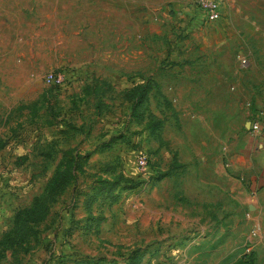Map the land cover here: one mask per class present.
<instances>
[{
    "label": "rangeland",
    "instance_id": "obj_1",
    "mask_svg": "<svg viewBox=\"0 0 264 264\" xmlns=\"http://www.w3.org/2000/svg\"><path fill=\"white\" fill-rule=\"evenodd\" d=\"M191 1L0 0V55H21L30 47L42 50L44 45L62 41L58 52L42 55L52 61L39 68L34 77L45 86L42 74L46 70L66 72L67 84L52 94L55 109H63L67 118L79 123L84 113L78 112L67 96L73 87L71 77L82 79V75L92 72L113 86L114 95L108 99L113 115H107L123 119L118 130L113 122L106 127L109 131L94 120L88 134L83 130L72 133L73 129L65 124L67 130L63 137L51 141V156L46 158L41 154L48 146L41 140L44 132L39 113L35 119L29 118L30 107L9 113L8 124H0V137L9 140V149L0 153V238L12 226L14 210L28 205L42 190L60 147L75 145L80 152L90 154L83 170L52 196L56 200L50 203L46 219L29 223L30 235L15 252L8 246L0 250V263L10 264L6 262L10 255L13 260L32 257L45 264L50 255H55L60 264H81L99 255L120 258L127 249L140 245L146 251L139 264H206L209 253L201 248L217 241L230 250L220 264L251 249L256 250V264H264V199L253 198L259 189L250 187L245 177H238L234 183L227 179L220 188L200 183L199 151L204 132L210 135V155L233 151L235 133H250L249 115L264 112V0H219L221 15L213 21L195 15ZM238 56L246 59L245 65H240ZM171 57L192 69L205 68L202 76L208 94L204 107L186 104L185 81L177 83V89L168 80ZM12 75L9 82L29 85L28 76ZM147 77L154 81V87L144 103L145 118L138 121L126 117L129 101L122 99L118 91L129 87L133 80L141 82ZM203 78L195 84V92ZM217 86L225 98L222 125L219 117L215 123L213 92ZM161 95L169 100L170 107L164 105ZM29 100L25 93L17 101ZM82 109L90 112L91 105L84 104ZM205 110L209 114L213 111L212 121L204 122ZM150 113L164 117L158 134L166 145L158 146L156 133L147 129ZM3 114L0 109V116ZM111 132L121 135L111 145L103 144L108 140L100 142L101 136L109 139L107 133ZM211 132L221 135L212 138ZM175 146L176 158L183 165L171 167ZM138 149L147 157L144 170L136 163ZM193 150L195 155H191ZM24 154L27 159L16 164ZM210 159L208 156V163ZM224 162L222 157L221 164ZM106 165L111 167L109 171L103 170ZM151 171L161 176L155 178ZM164 171L168 172L162 174ZM98 177L123 178L112 192L116 195L114 201L106 196ZM93 194L96 200L91 212L105 216L97 227L85 219L83 204ZM204 203L207 206L202 207ZM204 209L212 211L206 218ZM216 209L223 213L217 221L222 230L219 236L203 230L214 227L211 215ZM60 221L64 242L53 236ZM165 245L166 252H160Z\"/></svg>",
    "mask_w": 264,
    "mask_h": 264
},
{
    "label": "crops",
    "instance_id": "obj_2",
    "mask_svg": "<svg viewBox=\"0 0 264 264\" xmlns=\"http://www.w3.org/2000/svg\"><path fill=\"white\" fill-rule=\"evenodd\" d=\"M62 42V41H61ZM59 41L54 42L53 44H47L42 47V50H39L37 48L33 49L30 47V50L28 53H23L20 52L21 55L16 54L13 55L11 53H2L0 55V109H2V112L4 113L3 115L0 116V124H8L10 120V115L9 113L12 110L17 109V105L21 103L27 104L25 107H30L29 111V118L35 119L37 114L39 113L40 117V122L43 124V135L41 140L44 142L43 144L48 146L46 149L41 151V154L45 156L46 158L48 157L47 154L48 152L51 153V149H49V145H51V141L53 140H58L61 137H63L65 131L67 130L66 128V121L67 122H72V124L76 125V128L71 127L72 133L73 131H78L80 132V129L78 128L80 123L84 121V125L88 123V118L89 114H91V109L90 112L89 110H84L82 109V106L84 104L90 105V100L88 99L87 95H83L82 93V86L83 84L89 80V77L94 74V73H89L87 75H82V79H74V77H71L73 82V87L71 90H69L68 99L71 101V105L73 107H78L79 109H76L78 112L84 113V118L80 120L79 123H74L73 118H67L64 115L63 109H55L53 103L55 101H52V94L53 92L61 91L59 89H62V87H52V86H41L39 83V80L34 78L37 77L38 70L45 64H50L49 58L46 56H42L45 53H56L59 50V44L61 43ZM58 48V49H57ZM63 50L61 49L60 52ZM46 55V54H45ZM56 58V54L53 56ZM171 62H169V68H168V80L172 82L175 88H177V83L179 85L181 84V81H185V91L186 93H183V95L186 97V104L190 106H194L195 104H198L199 108L204 107L205 100H206V95L207 93V84L206 81L204 80L202 76V72L205 71L204 67H200L198 69H192L186 63H179L176 61L178 59L171 57ZM58 61V60H55ZM49 62V63H48ZM28 76L27 79L30 80V83H28V86L21 85L22 83H11L8 78L9 76ZM79 74V73H78ZM77 74V75H78ZM241 74V73H240ZM81 75V74H79ZM97 75V74H94ZM233 74H231L232 76ZM203 78V84L199 85L200 89L198 92H195V84L197 81H201ZM169 82V83H170ZM77 85H76V84ZM187 85V86H186ZM189 86V87H188ZM68 88V87H67ZM178 89V88H177ZM29 97V102H24V101H17L18 98H20L22 95H25ZM215 95V123L218 124V117L220 119V124L222 125L223 122V112L221 110V107L224 103V96L222 95V90L220 87H215V92H213ZM43 99V100H42ZM173 100V99H172ZM105 101L109 102L111 104V107L109 111H104L103 114L96 116L94 120L100 121L102 128L105 130L109 131V127L111 123L117 124L114 128L115 130H118L117 128L121 125V121L123 119L121 118H115L114 116H108L107 113H111L113 115V112L111 111L112 108V103L108 101L106 98ZM81 103V104H80ZM174 107L176 108V105L174 104ZM23 109V108H21ZM56 111H55V110ZM75 110L74 108L71 109L70 111ZM54 112L51 114V112ZM126 117L131 116L130 110L128 108H125ZM124 111V114H125ZM174 112V111H173ZM249 113V112H248ZM73 114V113H71ZM212 114L213 111L209 114L206 110L204 112V116H206V119L204 122H208V119L212 121ZM209 116V117H208ZM106 117V118H104ZM115 120H114V119ZM87 119V120H86ZM93 120V121H94ZM175 120V119H174ZM192 120V119H191ZM190 120V121H191ZM135 121V120H134ZM113 129V128H112ZM90 130H86V127H84L83 133L88 134ZM110 134L108 136L109 139H106L105 136H101L100 142L104 140H108L106 142H103L105 145H111L114 141L111 140V136L114 133H107ZM211 137H215L216 139L219 138V134L215 132L210 133ZM204 138L201 139L203 141L202 147L200 148V153H201V165H200V174H201V179L200 183L205 182V184L214 186V187H223L222 182L225 180L229 179L234 183V180H239L237 179L238 177L246 178L248 182L250 183V187H254L259 189L257 193L253 196L254 199H264V131L259 132V133H249L247 135H240L239 133H235L233 136V140L235 141V144L233 146V151H229L227 154H222L221 156V151L218 153L216 152L214 155H210V152L212 150H209V143H208V132H204ZM212 137V138H213ZM170 138V137H169ZM207 139V140H206ZM0 140L4 141V144L0 147V153L5 152V150L9 149V140L6 138L0 137ZM171 141V139H168ZM75 146V145H74ZM158 146L160 144L158 143ZM64 147H60V153L58 155V158L56 159V162L61 156L62 150ZM78 150V149H77ZM176 150V146L173 149V151ZM223 150L222 152H224ZM85 152V151H83ZM90 154V151H88ZM194 150L192 151L191 155H195ZM208 156H210L212 159H210V163H208ZM214 156V157H213ZM222 157L224 159L225 164H221ZM27 159V158H26ZM23 163V162H22ZM21 163V164H22ZM17 164V163H16ZM56 164V163H55ZM111 169V167H110ZM109 169V170H110ZM108 170V171H109ZM226 177V179H224ZM218 200L215 201V205L217 206ZM207 206V203H204L202 205ZM212 211H209L208 209H204L203 216L206 218L209 214H211ZM215 214L211 215V218L214 219V227H209L207 229H204L206 232H208L210 235L215 234L216 236H219L220 233L222 232L221 226L218 227V224L220 225V222H217L222 219L223 213L220 210H215ZM48 216V214H47ZM46 216V217H47ZM86 218V217H85ZM105 218V216H104ZM103 218V219H104ZM192 218V217H190ZM195 218V217H194ZM210 218V217H209ZM46 219V218H45ZM62 220V218L60 219ZM71 220L72 217H71ZM61 223V224H60ZM63 222H59V227L53 231V236L55 237V240L59 242H64V235L63 232H65L63 229ZM68 230V229H67ZM140 246V245H139ZM118 247H124V245L119 244ZM137 246H133L132 248H135ZM143 247V246H141ZM166 245L162 247L160 252H166ZM225 246L221 243L215 242H208L203 247L201 248L202 252L209 253L206 257L205 263L208 264H217V263H222L223 260L228 256V253L230 250L227 251V249H224ZM127 249V248H125ZM129 250V249H127ZM120 253V252H119ZM120 255V254H119ZM240 255V254H239ZM239 255L237 257H233L232 260H229L227 264L234 263L236 260L239 258ZM106 256V255H105ZM120 258H117L116 256H106L107 258L115 257L119 261H123V256L120 255ZM212 257V261L208 257ZM13 256L9 255L10 260L6 261L10 264H41V262L36 261V259L32 257H28L29 259L27 261H20V260H13ZM193 258V257H192ZM203 258V257H202ZM224 258V259H223ZM194 260V258H193ZM214 261V262H213ZM256 250L254 249L253 251V261L249 264H256ZM0 264H3L2 262ZM83 264V263H81Z\"/></svg>",
    "mask_w": 264,
    "mask_h": 264
},
{
    "label": "trees",
    "instance_id": "obj_3",
    "mask_svg": "<svg viewBox=\"0 0 264 264\" xmlns=\"http://www.w3.org/2000/svg\"><path fill=\"white\" fill-rule=\"evenodd\" d=\"M134 78V77H133ZM154 81L150 78H146L141 82L132 81V84L129 87L123 88L120 92V96L125 101H129L127 103V107L130 110L131 117L135 120L141 121L145 118L144 116V103L147 101L150 91L154 87ZM56 87V86H52ZM113 86L112 84L107 81L105 78L100 77L99 75L92 74L89 77V80L86 81L82 86V93L83 95H87L88 99L90 100L91 105V113L92 116L88 118V123L84 125V121L78 125L80 130H90L92 126V122L96 116L103 114L104 111H109L111 104L105 99H110L113 94ZM118 94V93H117ZM116 95V94H115ZM162 101L164 105L170 107L169 100L164 96L161 95ZM27 106L25 103H21L17 105V109L24 108ZM54 113L53 111L51 114ZM148 117L150 118V122L146 123L148 130H151L154 134L156 133L159 144L166 145V141L161 139L158 132L164 122L163 116H156L154 114H149ZM67 126L75 128L76 125L67 122ZM120 133L112 134L111 140L120 136ZM4 144V141L0 140V147ZM47 156H51V153L48 152ZM177 152L174 150L172 151V165L171 167H178L183 165L180 163L177 158ZM47 157V158H48ZM27 158V155H21L17 159V164H21ZM89 158V152H80L77 150L76 146H68L62 150L61 156L54 165L52 172L45 182L42 190L40 193L35 194L32 196L30 202L26 206L17 207L13 213V222L12 226L2 232L0 238V250L3 251L6 246L11 247L12 251L15 252L17 246L24 241L29 235V223H33L34 221H43L47 214H49L48 209L50 203L56 199H51L56 193H58L62 188L69 184L71 180L74 179L77 172L81 169L83 170L84 165L86 164L87 159ZM103 170H109L106 166L103 167ZM168 171H164L162 174L167 173ZM151 174L155 178H159L161 176L160 173H153ZM98 182H102L103 189L107 191L106 196H109L111 199L110 201H114L116 195H113V190L115 187L123 180V178L118 180V177L115 179H109L107 177H98ZM124 186H127L123 183ZM123 186V185H122ZM91 198V199H90ZM89 199H84L83 204L85 203V211H86V220L89 222H94L95 227L98 226L99 222L104 218L102 213H92L91 212V205L94 200H96V195L90 196ZM145 247L137 246L135 248L129 249L128 252L124 255L123 253L120 254L123 256V261H119L115 257L107 258L105 255H99L95 257H91L82 263L88 264H139L143 254L145 253ZM253 249L250 251L242 252L239 255V258L234 263L230 264H249L253 261ZM45 264H60V260L58 256H52L45 261Z\"/></svg>",
    "mask_w": 264,
    "mask_h": 264
},
{
    "label": "built area",
    "instance_id": "obj_4",
    "mask_svg": "<svg viewBox=\"0 0 264 264\" xmlns=\"http://www.w3.org/2000/svg\"><path fill=\"white\" fill-rule=\"evenodd\" d=\"M192 12L200 15L205 21H213L220 17L219 0H192ZM240 65H245L246 59L238 56ZM66 72L60 69H49L42 74L44 84L48 86H64L67 84ZM248 131L259 133L264 131V112H254L248 118ZM136 163L140 170H144L147 165L146 154L141 149L136 151Z\"/></svg>",
    "mask_w": 264,
    "mask_h": 264
}]
</instances>
